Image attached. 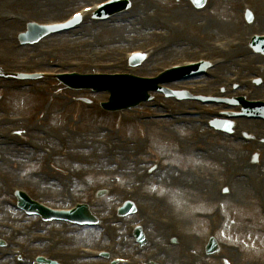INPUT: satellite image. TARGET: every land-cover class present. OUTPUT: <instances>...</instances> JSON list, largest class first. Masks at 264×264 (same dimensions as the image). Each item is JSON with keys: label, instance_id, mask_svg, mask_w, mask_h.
<instances>
[{"label": "rangeland", "instance_id": "374dc122", "mask_svg": "<svg viewBox=\"0 0 264 264\" xmlns=\"http://www.w3.org/2000/svg\"><path fill=\"white\" fill-rule=\"evenodd\" d=\"M51 1H53L51 5L38 6L33 12L31 9L28 10L23 4L7 5V8L12 10L22 9L35 20H59L65 18V16L72 11L82 6L100 0H62L61 4L58 3L60 0ZM173 1L174 0H131L129 11L126 13V16L130 21L134 22L133 26L139 28L140 32H148V38L151 32L165 28L159 25L157 26L153 17L161 18L160 15L162 14H173V11L178 8L189 10L185 12L194 15V22L187 23V20L184 18L175 19V15L173 20L182 22L187 29L186 36L192 37L193 40L200 39V43L204 41L206 44L212 45L215 42L224 40L233 33L239 32L241 29L240 12L242 4L239 3V0H208V4H206L204 10L200 13L195 12L192 5L189 4L187 0H175L174 3ZM246 1L251 3L249 5L255 10L258 16L263 19L262 21H264V4H262V0ZM129 12L130 15H128ZM132 17H134L133 20ZM90 21V19H87L86 24H90ZM262 21L260 20V24ZM147 22H151V24L149 25ZM131 23H126L123 21V18L116 20L114 18L101 27L92 29L90 33H88V29L83 27L81 29V31L85 29L83 35L70 38V42L54 41L51 43H44L41 46V50L42 52H44V50H49L51 52L50 60L47 56L36 53L38 48L33 50L21 49L16 55L12 53L14 55L12 60L5 63L4 61L0 62V72L2 74H11L13 72H53L56 69L66 70L68 69L66 66L67 62L88 61V58L93 56L91 53L97 55L94 60L95 62H113L117 58H121V56L117 55V58L108 59V57L100 53L103 51L112 52L117 49L129 51L140 47L141 42L144 41L142 39L136 42L131 36L129 38L126 37L133 35L128 34V31L133 26L124 32L126 36H118L117 34L116 37L114 36V33L117 32L116 29L128 28ZM220 24L224 25L219 26ZM162 26H164V24H162ZM212 26V33L205 34L204 30L212 29ZM23 28L24 26L19 25L14 29H10L7 42L0 43L1 49L5 52H9V43L12 42L11 36L13 32ZM146 29L148 31H146ZM259 29L264 31V28L259 27ZM97 31L100 33L99 35L94 34V32ZM201 31L204 32V34H200ZM117 39L121 41H117ZM88 40L95 41L96 44L99 45L93 46L92 48H94V50H87V47L83 45L85 44L88 46L86 44ZM151 42L154 43L153 40H151ZM147 44L149 43L145 45ZM197 48H203V46H197L196 44L190 45V51ZM93 59L94 58H92V60ZM183 59L190 58H188L187 54H177L171 60L179 61ZM169 61L170 60H165L162 62ZM250 62L252 65L257 63L264 64L262 60H251ZM76 71L83 72L84 70L83 68H79ZM154 72V70L138 71L139 74L145 75H150ZM232 72H234L235 75H239L241 78L252 75L251 70L240 71L238 69L229 71L227 75H230ZM202 81L203 80L200 79L199 82ZM214 81V79L207 80L204 85L213 83ZM10 84H21L30 87L21 92H15ZM217 86L218 84H216L215 88H217ZM210 90L206 92L205 90L195 92L188 90V92L192 96H197L198 94L210 95L208 93L211 92ZM241 91L245 90L241 89ZM253 98L264 99V95H255ZM103 99L104 96H91L85 92L75 93V91L66 90L59 82L46 77L34 81L0 80V115H30L32 120L28 131L26 132L21 128V133L15 137L20 140H27L36 144L38 147L40 146L47 149V151H45V153H47L46 159H43L44 153H39L34 156L32 154L31 159L33 162L29 165L23 163L24 157L22 159L21 157L18 159L14 157V159L10 161L12 163H9L15 168H10V165V167H8V163L6 165L7 168L11 169L10 171L14 170V173L7 172V174L1 176L3 183L5 181H12L14 185H27L34 190H40V187L31 181V178H36L43 183L54 184L53 192L59 193V186L56 184L55 178L57 182L66 183V180L60 177L61 175L66 177L63 171L67 169L79 171L78 175L82 176L81 181L77 182L83 186H80L75 192H72V197L74 200L92 201L90 189L92 186L112 185L117 186L118 189L122 187H137L139 182H135L131 176L132 173L139 172L140 169L136 168L143 169L149 164H160L162 168H164L160 171L162 172L160 173L162 178L166 176H171L172 178L175 176L182 179V181L184 179L187 181L185 183L190 190L179 191L170 189L165 185H155L158 183L160 177L145 183L141 190L142 193L147 194L152 201L157 202L161 200L160 203L163 204L164 207H159L156 213L163 216H170L178 220L176 232L188 237L187 240L189 243L187 246L192 250V253H189V255H199V250L202 245V235L205 232L209 233L210 229H219L225 232L228 237L233 238L230 242L236 243L238 246H241V242H243L249 245L254 244L259 247H264V189L258 196L255 195L257 192L256 183L257 180L263 176L264 166L256 170L257 173H255V175L241 181L248 191L245 192L243 198H240L239 202L234 198V195L236 193L238 194V191H236L237 185L235 186L236 183L231 185L227 193L222 197H216L211 200L202 198V191L204 188L210 184H218L221 180L225 179L227 175L226 170L230 169V167H225L229 163L228 160L225 161V164H219L213 161L212 157L207 155L208 149H213V153H223L220 155L223 159L228 155L224 151H231L236 156H246L248 159L242 160V163L252 168L254 165V167H256L257 163L263 158L262 153H257V147L261 146V149L262 147L264 148V144L262 145L264 137L255 135L252 133V130H243V128L239 127L241 125L236 129L234 128V133L237 136L242 135L239 137L241 142H236L230 136L209 131L207 121H205L207 118H202V114L204 113L206 116L210 117L211 114L209 113V109H212L213 106H205L202 111L196 103L192 106H183L185 104L181 106L178 105L177 108H179L178 110L180 112L185 109V111L198 112L199 115L197 119L192 122L184 117L182 113L180 117L185 120L180 119L176 121L178 122L177 124L175 121H138V115L141 114V117H145L148 116L147 114L151 113V110L149 111V106L152 102L142 106L138 110L105 115L101 113L95 104L96 101H102ZM83 100H87L88 103H85ZM167 103L169 105L166 107H162L166 104L163 103L160 106L157 105L152 111L154 113L162 112V110L166 108L174 107L179 104V102L175 101H167ZM202 124L204 125L202 126ZM234 124H238V121H235ZM253 124L256 126L248 125L257 127V129L264 127L259 122ZM197 128L198 130H196ZM258 132L264 134V128L260 129ZM110 133L116 138L110 137ZM60 134L63 138H59ZM105 134L110 137L109 140L116 141V143H113L115 148L112 150L114 152L112 155L106 156L103 149L93 145L95 139L101 138ZM198 134L203 138L202 141L198 140ZM241 138L251 139L253 142L251 145H245ZM51 139L55 141L53 145H51ZM52 147H57L58 152L52 151V149H50ZM12 148H15V150L19 149L15 145ZM81 148L85 149L83 151L86 152L84 153L85 155L77 152V150L81 151ZM16 151L18 153L20 152V150ZM96 153L100 154V156L98 155L96 157ZM252 153L254 156L255 153H257L255 161L249 160L253 155ZM0 159L3 160L1 154ZM76 159L83 163L79 162L75 164L74 162ZM236 159L237 158H235V160ZM239 162H241V160H238V163ZM42 170L48 174L47 177L53 178V180H49L47 177H41L40 174ZM127 173H129L128 179V176L125 177ZM154 185L157 186L156 191H153ZM45 200L51 205L60 204V201L56 198L50 199L45 196ZM119 200V198L115 199L111 206L116 205ZM65 203H67V200ZM183 203L185 205H182ZM213 214H216L217 217H212L211 215ZM0 221L6 222L9 220L0 216ZM10 222L20 225L14 221ZM213 234H217V232L215 231ZM68 243V240L64 241L61 245V249L70 250L79 246H93L89 243L85 244L84 242H77L74 240ZM220 245L221 248H219L218 252L215 254V258L209 259L208 264H264L263 251H260V253H251L245 249H240L238 251L239 255L236 256L235 263H233L232 258L230 259L229 256L226 255L229 254L227 242H222ZM48 252L50 251L35 248L31 250L28 257L32 258L34 253L48 254ZM218 256L224 259H220ZM177 262L178 261H172L168 262V264H177ZM198 264H200V262Z\"/></svg>", "mask_w": 264, "mask_h": 264}, {"label": "bare ground", "instance_id": "6f19581e", "mask_svg": "<svg viewBox=\"0 0 264 264\" xmlns=\"http://www.w3.org/2000/svg\"><path fill=\"white\" fill-rule=\"evenodd\" d=\"M262 4H264V0H262ZM38 5H42V4H38V1H34V0H26V4H25V6H29L30 8H32V12L33 11H35L36 10V7H34V6H38ZM45 5V4H44ZM222 7V6H221ZM185 11H189V10H187V9H182V8H178V9H176V10H174L173 11V13L178 17V18H184V19H186L187 20V23H192V22H194V15H192L191 13H187V12H185ZM191 12V11H190ZM147 24H151V22H147ZM134 25V22H132L131 24H130V26L128 27V28H124V29H116L117 30V32L116 33H114L115 35V37H116V34L118 35V36H120V35H123V36H126V35H124V32L127 30V29H129L131 26H133ZM222 25H224V24H220L219 26H222ZM12 26V24H0V31H3V32H5V29L6 28H9V27H11ZM102 26V25H101ZM218 26V27H219ZM89 27V30L90 31H92V29H95L96 27L94 26V24H91L90 26H88ZM260 27L261 28H264V21H262V23H261V25H260ZM212 30H213V26H212V29H208V30H204L205 31V34L206 33H212ZM94 34H100L98 31L97 32H94ZM128 34H133V35H129V36H126V37H132L133 39H145L146 38V36H147V32H144V33H142V32H140L139 31V28H137V27H135V26H133L132 28H130V30L128 31ZM200 34H204V32H200ZM223 34V33H222ZM176 36H178V34H175ZM67 36H69V35H66L65 37H60V38H58L57 40L59 41V42H63V41H65L68 37ZM113 36V37H114ZM117 41H121V40H119V39H117ZM184 41V43H190V44H196L197 43V40H192L191 39V37L190 38H186L185 40H183ZM197 45H198V43H197ZM183 49H186V48H183ZM183 49H181V50H183ZM173 50V49H172ZM173 54L174 53V51H168V52H166V53H164L163 54V56H166L167 54ZM172 56H174V55H172ZM171 56V57H172ZM222 71H225V70H227L228 68H226V67H221L220 68ZM211 89H213V87L211 88ZM166 122V121H165ZM248 124H250V125H253V126H256V125H254L253 124V122H250V123H247V122H238V125H236V128H238V126L239 125H241V126H239L240 128H243V130H247V131H249V130H252V133H254L255 135H257V136H260V137H264V134H260L258 131L260 130V129H262V128H264V127H261L260 129H257V127H252V126H249ZM196 130H198V128L196 129ZM254 131V132H253ZM198 140H200V141H202L203 140V138L200 136V134H198ZM238 146V145H237ZM256 147V146H255ZM263 148V147H262ZM3 150V149H2ZM55 152H58V150H55ZM225 153H227L228 155H226V157H225V159H223L220 155L221 154H223V153H219V154H217L216 152H214L213 153V149H208L207 150V155L208 156H211L212 157V160L213 161H216V162H224L225 163V161H227V160H229L230 162H229V164H231L232 163V159H234V158H236V157H238V156H236L233 152H231V151H224ZM4 153H6L7 154V159H6V161H7V163H9V161H10V159L8 158V156H10V158H12L13 157V154H12V151H11V149H5V150H3V152L1 153V154H4ZM257 153H262V155H263V158H261V161L259 162V163H261V164H257V166L256 167H252V168H250L249 169V173H248V177H251V176H253V175H255V173H257V171L256 170H259V167H261V166H264V148H263V150L260 148V147H257ZM25 155H22V157L21 158H23ZM18 159V158H17ZM0 169H2V170H4V168L2 167V165H0ZM5 170H6V172H7V168H5ZM164 179H162V180H160V181H158V184L159 185H162V184H168V187L170 188V189H175V190H185L187 187H186V185L183 183V182H181L180 181V179H175V178H171V177H167L164 181H163ZM32 181H35V180H32ZM242 180H239V181H236V191H238V194L235 196V198H236V201L237 202H239V200H240V198H243V195L245 194V192H247L248 190L243 186V184H242V182H241ZM72 184V189H74L76 186H77V184L74 182V183H71ZM142 185V184H141ZM45 186V185H44ZM206 188V187H205ZM47 189H53V186H47ZM179 190V191H180ZM45 191V190H44ZM54 193V192H53ZM53 193H50V194H48V196H50L51 198H53V196H54V194ZM137 197V196H136ZM136 197L134 198V199H136ZM58 198L61 200V201H63L64 202V200L66 199L65 198V196L64 195H58ZM104 200H107V199H104ZM145 201V200H144ZM110 205V204H109ZM108 205V206H109ZM95 206H96V208L98 209V211L99 212H101V211H103L104 209H106V207H107V205L106 204H104L103 205V203H95ZM151 207L152 208H157V207H159L158 206V204H156L155 202L154 203H152L151 204ZM139 209H140V211L141 212H143L145 215L147 214V211H148V207H147V205H146V203L145 202H141V204H140V206H139ZM3 210V213L5 214V213H7V212H9V210L8 209H2ZM152 226V234L154 235V240H157L156 238H159L160 240L161 239H163V236L164 235H166L167 233H168V235H169V231L168 230H165V229H163V228H160V227H158V226H155V225H151ZM40 229H41V227H40ZM94 233H95V230H93V229H91V230H88V231H85V233H84V235H83V239H81L80 241H85V242H88V240H86L84 237H86V236H89V237H91V241L93 242V243H96L95 241V239H94ZM159 240V241H160ZM158 241H156L155 243H157ZM47 245H49V244H47ZM186 245H187V243H186V239L185 240H183L182 242H180V243H178V245L176 246V247H171V248H169L167 251H165V255H164V258L166 259V260H169L170 262H172V261H178V262H180L181 264H189L188 263V254H189V252L191 251L189 248H187L186 247ZM67 262H66V264H76L75 263V261L74 260H66ZM2 264H9L8 263V260H5L4 262H2ZM79 264H87L84 260L82 261V262H80ZM88 264H90V263H88Z\"/></svg>", "mask_w": 264, "mask_h": 264}]
</instances>
